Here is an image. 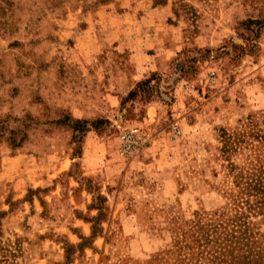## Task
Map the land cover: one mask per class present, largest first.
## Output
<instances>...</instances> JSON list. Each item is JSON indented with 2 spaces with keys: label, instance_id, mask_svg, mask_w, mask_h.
I'll return each mask as SVG.
<instances>
[{
  "label": "rangeland",
  "instance_id": "1",
  "mask_svg": "<svg viewBox=\"0 0 264 264\" xmlns=\"http://www.w3.org/2000/svg\"><path fill=\"white\" fill-rule=\"evenodd\" d=\"M263 195L264 0H0V264L264 255Z\"/></svg>",
  "mask_w": 264,
  "mask_h": 264
},
{
  "label": "trees",
  "instance_id": "2",
  "mask_svg": "<svg viewBox=\"0 0 264 264\" xmlns=\"http://www.w3.org/2000/svg\"><path fill=\"white\" fill-rule=\"evenodd\" d=\"M235 241L237 242V247L233 248V250H236V256L232 254L233 251H228L225 254L220 253L218 256H213V258L211 256L209 264H264V255L258 252V250H253V247L247 244L248 238H241V240L236 238Z\"/></svg>",
  "mask_w": 264,
  "mask_h": 264
},
{
  "label": "built area",
  "instance_id": "3",
  "mask_svg": "<svg viewBox=\"0 0 264 264\" xmlns=\"http://www.w3.org/2000/svg\"><path fill=\"white\" fill-rule=\"evenodd\" d=\"M118 139L120 144L119 152L122 156H128L138 150L137 148L140 144V138L136 129L122 131L119 134Z\"/></svg>",
  "mask_w": 264,
  "mask_h": 264
}]
</instances>
